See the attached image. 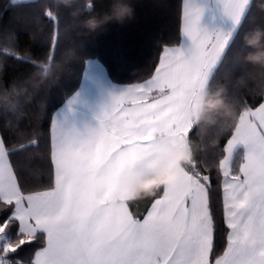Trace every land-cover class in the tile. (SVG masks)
<instances>
[{"label":"snow or ice","instance_id":"obj_1","mask_svg":"<svg viewBox=\"0 0 264 264\" xmlns=\"http://www.w3.org/2000/svg\"><path fill=\"white\" fill-rule=\"evenodd\" d=\"M219 2L232 28H201L202 9L183 0L181 33L190 44L164 47L151 77L114 95L98 127L69 133L51 122L49 186L23 187L11 160L19 149L0 136V264H264V87L256 93L258 105L235 99L237 118L217 162L219 197L195 152L176 182L149 196L142 218L118 182L157 138L190 139V95L207 85L252 6V0ZM45 15L55 18L51 11ZM58 39L53 36V46ZM52 61L49 56L40 65L45 74ZM240 143L248 150L237 164L233 150ZM221 231L224 247L217 254ZM26 247H35L28 260L9 258Z\"/></svg>","mask_w":264,"mask_h":264},{"label":"trees","instance_id":"obj_2","mask_svg":"<svg viewBox=\"0 0 264 264\" xmlns=\"http://www.w3.org/2000/svg\"><path fill=\"white\" fill-rule=\"evenodd\" d=\"M110 3L111 0H72L71 6H64L59 0H30L17 5L11 0H0V136L9 142V147L19 149L11 160L26 190L41 189L52 182L50 124L55 112L78 88L87 61L101 63L115 83L134 84L151 76L164 47L180 42L181 0H137L135 17L130 21H113L94 33L81 26L85 17L106 12ZM262 5L264 0H252L205 90L210 97L219 94L236 110V98L249 105L261 102L256 94L260 91L259 80L243 85L236 81L250 67L237 55L242 49L243 34L257 26L264 27ZM47 11L53 12L55 18L45 15ZM54 35L59 39L53 46ZM49 56L53 61L45 74L40 65ZM234 122L235 117L225 115L223 109L204 110L190 133L198 166L210 175L218 197L223 177L217 162ZM33 139L36 145L30 143ZM20 144L26 147L20 149ZM242 158L239 147L233 162L238 164ZM152 199L130 202L131 210L142 218ZM216 204L219 209V199ZM217 219H221L219 210ZM224 241L225 233L221 231L217 254L223 251ZM34 251L35 247H26L19 257L9 258L28 260Z\"/></svg>","mask_w":264,"mask_h":264},{"label":"clouds","instance_id":"obj_3","mask_svg":"<svg viewBox=\"0 0 264 264\" xmlns=\"http://www.w3.org/2000/svg\"><path fill=\"white\" fill-rule=\"evenodd\" d=\"M59 2L64 6H71L72 0H59ZM136 2L137 0H111L106 12L88 15L80 22L81 26L86 31L94 33L110 22L123 24L126 20L130 21L135 17ZM73 14L78 15V12ZM242 42V49L237 55L241 57L245 65L250 67L237 78L236 83L243 85L250 80H259L260 87H264V27L257 26L246 31L242 36ZM243 49L249 51L244 52ZM190 100L203 106L200 110L187 109L194 118V125L204 110L223 109L225 115L237 118L236 108L226 104L219 94L210 97L204 91H197L190 95ZM193 155L194 150L190 139L172 144L166 138H157L154 153L139 167L131 169L122 177L123 183L129 186L127 199L131 202L149 197L160 188L176 182L180 177V170L191 162Z\"/></svg>","mask_w":264,"mask_h":264},{"label":"crops","instance_id":"obj_4","mask_svg":"<svg viewBox=\"0 0 264 264\" xmlns=\"http://www.w3.org/2000/svg\"><path fill=\"white\" fill-rule=\"evenodd\" d=\"M216 4L218 6L217 11L216 10L214 11L212 9V6H210V9H207V13H209V15L207 16L208 21L211 22L212 13L215 12L216 13L215 30L220 29V30L228 31L229 29L232 28V22L224 14L219 0H216ZM182 13H183V0H181V25H182ZM199 23L201 27V18H200ZM202 28L205 29L204 27ZM180 43L182 44L184 43V37L182 36V33H181V39H180L179 44ZM179 44L177 46H179ZM189 44H190V41H189ZM166 47H176V46H166ZM161 54H162V51L160 55ZM158 63H159V60L157 62V65ZM215 67L216 66H214L211 69L209 77ZM142 82H138V83H142ZM134 84H137V83H134ZM130 85H133V84H119V83L113 82L110 79L106 69L101 63H99L97 60H89L86 62L84 66L83 74H82L81 81L79 83L78 88L67 98L64 104L55 112L52 121L53 120L58 121L60 126L66 132L86 133L89 129L98 127L99 121L97 118L111 103L112 97L114 95H118L122 90H124L127 86H130ZM206 86L197 91L205 92ZM189 104H190L189 108H194L197 110H200L202 107V105L196 104L194 101L190 99H189ZM190 117L191 119L193 118L191 115ZM240 148L243 151V157H244L248 148L244 144L243 146H240ZM153 149H156V143ZM151 155L152 154L148 152L146 155L143 156V158L139 159L131 167H128L124 169L123 171H121L118 177V182L123 188H125L126 190H129V186L124 184L122 181L123 175L126 172L130 171L131 169L139 167L140 164L145 159L149 158Z\"/></svg>","mask_w":264,"mask_h":264},{"label":"rangeland","instance_id":"obj_5","mask_svg":"<svg viewBox=\"0 0 264 264\" xmlns=\"http://www.w3.org/2000/svg\"><path fill=\"white\" fill-rule=\"evenodd\" d=\"M196 2V3H195ZM193 3L196 4V6L200 7L202 9V14H201V28L204 27L206 30L208 31H214L215 30V25H216V13L213 12L212 13V20L211 22L208 21V15L209 13H207V9H210V6H212V9L215 11H217V4H216V0H193ZM209 12V10H208ZM207 13V15H206ZM207 20V22H206ZM183 45L186 47L189 45V41L187 40L186 37H184V43ZM240 146H243V143L237 144L233 150V154L236 151L237 148H239ZM155 151V149L149 151V153L153 154Z\"/></svg>","mask_w":264,"mask_h":264}]
</instances>
